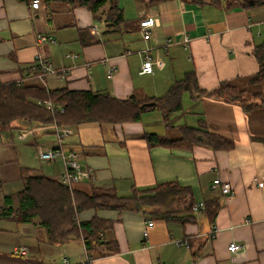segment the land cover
Listing matches in <instances>:
<instances>
[{"label": "crops", "instance_id": "crops-1", "mask_svg": "<svg viewBox=\"0 0 264 264\" xmlns=\"http://www.w3.org/2000/svg\"><path fill=\"white\" fill-rule=\"evenodd\" d=\"M77 1L40 0L39 7L33 8L32 2L0 0V85L36 83L149 103L146 100L164 96L194 71L199 85L208 91L225 83L240 92L264 93L263 85L251 82L260 68L255 49L264 40L261 0H163L155 6L119 0L123 20L115 26L107 22L110 2L94 13L93 3L98 0ZM255 1L260 3L245 5ZM146 15L159 19L149 41L143 39L140 28ZM37 33L48 34L55 42L40 43ZM187 37L191 40L184 44ZM168 39L172 44L164 48ZM147 46L164 61L153 74L140 73L138 51ZM38 54L57 69L67 68L68 74L48 75L44 81L34 77ZM109 70H113L111 77ZM202 120L211 133L234 141L235 146L229 150L201 144L192 149L150 147L145 138L156 134L176 140L180 126L196 127ZM170 121L172 125L166 126L156 109L146 112L141 121L72 126L64 147L76 151L82 168L94 172V177L74 184V189L89 195L112 190L128 197L133 189L175 181L192 191L195 204L218 202L215 221H210L205 208L193 210L194 219L186 222L153 212L88 208L78 213V221L95 216L112 221L104 240H116L119 248L105 256L89 253L96 256L91 264H264V107L247 110L207 96L194 99L186 92L182 109ZM17 143L23 146L17 148ZM56 145L50 124L19 120L11 127L0 126V210L4 195L22 190L27 176L39 174L60 182L63 165L59 160L34 165L41 148ZM28 151H34V157ZM217 180L229 183L234 193L225 195L221 186L214 189ZM148 221L153 226L147 227ZM15 237L19 242L8 249L6 240L17 241ZM231 242L242 244L243 249L232 255ZM16 247H26L27 255L15 256ZM59 247L70 264H84L90 257L82 239L51 244L38 217L31 223L0 219V264H61L48 261L59 255Z\"/></svg>", "mask_w": 264, "mask_h": 264}, {"label": "trees", "instance_id": "trees-1", "mask_svg": "<svg viewBox=\"0 0 264 264\" xmlns=\"http://www.w3.org/2000/svg\"><path fill=\"white\" fill-rule=\"evenodd\" d=\"M22 1L33 3L34 0ZM60 1L78 2L77 0ZM107 1L110 2V7L106 10L107 22L112 26L118 25L123 20L122 10L118 6L119 0L94 1L92 10L96 13L97 9ZM139 1L147 6H155L163 0ZM258 3L260 1L244 4L249 6ZM261 3L264 4V0H261ZM231 5L233 4L228 7ZM255 56L260 68L251 82L264 87V40L256 46ZM34 71L38 72L36 68ZM186 92L194 99L207 96L240 104L247 110L264 107V93L240 92L225 83L215 90L208 91L199 85L194 71L187 73L184 79L177 82L164 96L146 100V102H154L153 105L146 107H142L145 101L135 98L121 100L110 93L72 91L67 88L49 89L36 83L10 82L0 85V126L11 127L19 120L37 124L55 123L61 127H76L91 122L117 124L141 121L146 112L158 109L166 126L169 127L172 125L170 121L172 115L182 109V100ZM202 122L196 127L180 126L181 136L176 140L167 141L156 134H146L145 138L150 147L168 145L192 149L193 146L201 144L214 150H229L235 146L234 141L211 133L204 120ZM194 205L192 191L175 181L158 183L147 189H133L131 196L120 197L112 190L103 189L89 195L74 187L70 189L58 180L36 174L27 176L23 189L16 194L4 195L0 219L31 223L38 217L40 224L47 230L51 244H66L75 238L82 239L88 254L97 252L105 256L117 253L119 250L116 240H104V236L113 228V222L97 216L79 222L77 219L79 212L88 208L126 209L144 213L153 212L167 219L186 222L194 219ZM219 207L220 204L216 201L204 207L210 221H215ZM89 255L91 258H96L92 254ZM84 264L91 263L88 261Z\"/></svg>", "mask_w": 264, "mask_h": 264}, {"label": "built area", "instance_id": "built-area-1", "mask_svg": "<svg viewBox=\"0 0 264 264\" xmlns=\"http://www.w3.org/2000/svg\"><path fill=\"white\" fill-rule=\"evenodd\" d=\"M32 6L37 8L39 7V0H34L32 3ZM147 19L153 18H143L140 22V28L142 31V34L145 35L146 38H149L150 36V26H146L148 24ZM38 42L40 43H46V42H55L54 38L44 34V33H37ZM190 40L186 39L183 40L184 44L189 43ZM169 44V39L167 40L166 44L164 45V48H166ZM152 47L147 46L145 50L138 51L139 55L142 58V67H141V74H153L156 70V68H162L164 66L163 59L157 57L155 58L152 55ZM35 68L37 69L38 73L33 75L34 77H37L39 79H44L45 76L52 75L57 77H63L68 74L67 68L57 69L55 68L52 63L43 55L38 54L36 58V65ZM109 74H113V70H109ZM52 128L56 131V135L59 141V144L56 146V149H49L42 148L39 150L41 158H45V161H56L60 160L63 164V172L61 174V182L69 187H72L74 184L91 179L90 169H84L82 168L80 162H79V155L74 151L66 150L63 146L62 141L73 133V128L71 127H61L56 124L52 125ZM230 189L228 185L224 187V192H229ZM201 208H204V203L200 202L197 203L194 206V210H199ZM153 226L152 221L147 222V227ZM217 230L214 228L212 230V236L215 237ZM144 236H148V230L145 228L144 230ZM178 245H182V242H177ZM243 249V245L238 242H231L229 244V251L232 255L237 254L239 251ZM13 254L15 256H26L27 255V248L26 247H16L13 250ZM94 259L91 257H88L87 262L89 261L92 263ZM64 264H70L68 258L64 259Z\"/></svg>", "mask_w": 264, "mask_h": 264}, {"label": "bare ground", "instance_id": "bare-ground-1", "mask_svg": "<svg viewBox=\"0 0 264 264\" xmlns=\"http://www.w3.org/2000/svg\"><path fill=\"white\" fill-rule=\"evenodd\" d=\"M33 7V6H32ZM33 8H35V7H33ZM38 8V7H37ZM143 18H153V20L152 19H147L146 21H148V24H146V26H150V25H152L151 27H150V36H149V38H146L145 37V35L143 34V39L145 40V41H149L151 38H152V36H153V29L156 27V26H158L159 25V19L157 18V16H154V15H146V16H144ZM142 18V19H143ZM141 19V20H142ZM141 20H140V22H141ZM186 39H188V40H191L190 38H185V40ZM55 40V39H54ZM172 44V40L171 39H169V44H168V46H167V48L170 46ZM187 46V45H186ZM147 48V47H146ZM145 48V49H146ZM145 49H143V50H145ZM38 73V72H37ZM109 76L111 77L112 76V74H109ZM45 79V78H44ZM44 79H43V81H44ZM42 80V79H41ZM55 124V123H54ZM54 124H50L51 126L52 125H54ZM57 125V124H56ZM59 126V125H58ZM66 127V126H65ZM71 128H73L72 126H70ZM54 130V129H53ZM54 132H55V134H56V131L54 130ZM71 135V134H70ZM56 137H57V135H56ZM57 141H58V138H57ZM62 143H63V141H62ZM58 144H59V141H58ZM57 146V145H56ZM56 146H54V147H45V148H47L46 150H49V149H56L57 147ZM63 146H64V144H63ZM65 148V147H64ZM42 149V148H41ZM66 149V148H65ZM70 151H73V150H70ZM76 154H77V156L79 155L76 151H74ZM38 156H39V158L41 159V160H44L45 158H41V156H40V153H39V151H38ZM57 161V160H56ZM60 161V160H59ZM48 162H55V161H48ZM61 162V161H60ZM80 162V161H79ZM62 163V162H61ZM63 165V164H62ZM63 172V171H62ZM90 174H91V177H94V172L93 171H90ZM60 182H61V180H60ZM65 185V184H64ZM226 185H228V187H229V189H230V191L229 192H224V187L226 186ZM67 186V185H66ZM219 186H221V188H222V192L225 194V195H231V194H233L234 193V191H233V188L231 187V185L229 184V183H225V182H221V180H217L216 182H214V184H213V188L215 189V188H217V187H219ZM69 187V186H68ZM73 187H74V185L72 186V187H69L70 189H73ZM197 204V203H196ZM195 204V205H196ZM194 205V206H195ZM204 207H205V204H204ZM193 209H194V207H193ZM202 209V208H201ZM200 210V209H199ZM195 211H198V210H195Z\"/></svg>", "mask_w": 264, "mask_h": 264}, {"label": "rangeland", "instance_id": "rangeland-1", "mask_svg": "<svg viewBox=\"0 0 264 264\" xmlns=\"http://www.w3.org/2000/svg\"><path fill=\"white\" fill-rule=\"evenodd\" d=\"M42 1H44V0H42ZM56 1H60V0H56ZM102 22V21H101ZM104 24V22H102V25ZM39 80H41V79H39ZM41 81H43V80H41ZM150 103H153L154 104V102H150ZM152 104V105H153ZM158 110V109H157ZM158 111H160V110H158ZM160 113H161V111H160ZM164 139V138H163ZM17 148H20L21 146H23V144L22 143H17ZM8 150H10L9 148H7ZM37 154H38V152H37ZM27 155H29V156H31V157H34V151H28L27 152ZM35 161H34V165L36 166V167H40L42 164H44V162H45V160H42L41 161V159L39 158V156L38 157H36L35 159H34ZM46 162H48V161H46ZM4 180H7V179H10L12 176H1ZM6 190H9V186L7 185L6 186V188H5ZM12 191V190H11ZM3 207V206H2ZM7 224H9L10 226H19V225H17V224H15V223H13V222H8ZM15 238H18V237H15ZM21 241V240H20ZM15 242H19V238H18V240L17 241H15L14 239H12V238H9V239H7L6 240V243H9V245L7 246L8 247V249H10L11 247H13L14 246V243ZM22 242V241H21ZM56 250H58V251H56V253H58L59 255H57V256H54L53 257V259L52 260H48L49 262L50 261H52V262H54V263H60L61 262V264H64V252H63V249H62V247H59V249H56ZM6 252H7V250H6ZM67 257H68V255H67ZM70 260H71V258H69Z\"/></svg>", "mask_w": 264, "mask_h": 264}, {"label": "water", "instance_id": "water-1", "mask_svg": "<svg viewBox=\"0 0 264 264\" xmlns=\"http://www.w3.org/2000/svg\"><path fill=\"white\" fill-rule=\"evenodd\" d=\"M133 97H134V96L132 95L131 98H133ZM152 104H153V103H150V102H149V103H144V104L142 105V107H146V106H148V105H152Z\"/></svg>", "mask_w": 264, "mask_h": 264}]
</instances>
